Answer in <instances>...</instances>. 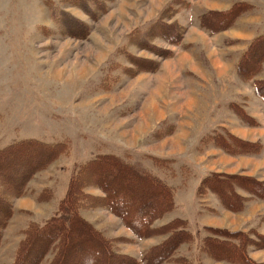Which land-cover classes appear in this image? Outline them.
<instances>
[{
    "label": "rangeland",
    "instance_id": "1",
    "mask_svg": "<svg viewBox=\"0 0 264 264\" xmlns=\"http://www.w3.org/2000/svg\"><path fill=\"white\" fill-rule=\"evenodd\" d=\"M163 28L178 36L176 45L161 38ZM243 54L252 56L241 69L259 75L240 77ZM260 55L264 0H0V264L41 257L37 264H59L63 242L52 248L37 233L54 218L68 219L62 205L71 190L77 221L90 223L116 257L147 264L143 258L170 234L139 238L96 202L107 180L88 165H118L105 158L172 191L173 209L153 228L186 222L194 240L175 258L229 264L199 247L210 228L264 239V201L237 186L264 187V101L255 100L253 86L264 83ZM242 131L245 140L231 133ZM252 145L258 152L245 153ZM208 178L245 198L242 209L212 212L217 196L205 189ZM90 245L83 241L82 253L64 263H92L100 255ZM247 255L264 264V248L251 246Z\"/></svg>",
    "mask_w": 264,
    "mask_h": 264
},
{
    "label": "trees",
    "instance_id": "2",
    "mask_svg": "<svg viewBox=\"0 0 264 264\" xmlns=\"http://www.w3.org/2000/svg\"><path fill=\"white\" fill-rule=\"evenodd\" d=\"M93 1L94 3L98 4H101L102 2V0ZM236 15L237 14H235V18ZM220 27H225V25ZM206 28V30L210 33H215L218 31L217 27H214V25H206ZM159 35L162 39L167 40L172 44L176 45L179 42L177 35H174L173 37H167L168 31L164 30V28L160 29ZM251 56L252 55L249 54V56H246L245 59V54H243L241 58L242 61L238 67L239 75L244 79H251L254 75L260 74L258 70V72L255 70H248L246 74L245 71L241 69V65L243 66L246 60L251 58ZM256 59H258L259 63H264V55H260ZM253 86L257 96L262 101H264V83L262 84L256 81L253 82ZM222 139H224L225 142L228 141L226 137L224 138L221 135H217V139L215 140L222 143ZM238 143V149L243 152L245 144L240 143L239 141ZM222 146L221 148L230 153L229 147H226L225 145ZM256 146L257 145L249 146V148L244 152L250 155L256 154L258 152ZM37 158L38 157H36V160H38ZM105 159H107V161L117 162L118 165L107 164L104 167H99L98 160L93 161L88 165L90 168L88 170L92 172V175H95L94 173L97 174L99 171H101L103 173L102 177L107 180L106 186L98 184L99 189L105 193V197H103L102 201L97 199L96 202H102L101 205L103 207L111 212L117 213L126 223V226L130 228V230L139 238H147L165 233L170 234L164 243L153 247L150 252L147 253V256L143 258L147 264H161L162 262H172L174 260H176L179 264H189V260L185 257H174L177 250L183 243H191L194 240L193 235L186 230V222L181 219L174 220L172 223H169L164 227L156 229L153 228L156 220L160 219L164 214L170 211V209H173L174 201L171 198L172 191L167 189L166 186L163 187L162 185H157V182L151 181L149 178L145 179L144 177L146 176L136 174L135 172L131 171L127 165L120 163V161L116 158ZM101 161L103 160L101 159L100 162ZM124 173H126V175ZM109 176L110 178H108ZM111 180L117 181V183L110 184L109 181ZM207 180L210 179H205L204 182ZM250 183L251 184L246 186L242 185L241 183H237V186L245 192H248L250 195L264 201V187L253 182ZM74 186L75 184H73L71 188ZM12 187L14 191H18L17 185H13ZM164 188H166L168 191H166ZM205 189H209L210 191L214 192V194L220 199L222 205L227 210L238 212L244 206L245 198L239 194L235 193V197L232 194L227 195L229 187H225V183L222 179H220V182H216L215 180L206 182ZM129 192H131V194L128 196L127 193ZM114 195H117L119 198H116L117 196ZM74 200L75 199L71 190L70 194L67 196L62 205V210L67 214L68 219L66 220L65 218L63 221H61L60 218H54L52 223L46 224V226L43 227V230H40V232L37 233L38 239H40V237H45V240L49 243H55L52 248H54L55 245H59L58 241L61 240L63 242L64 247L60 251L59 264H65L64 261L66 257L71 254V252H74L77 255L82 253V248L80 245L83 241H87V239L90 244H93L89 247H93L92 249L98 251L97 253L100 255L99 258H94L90 264H138L134 258L129 256L116 257V255L112 253L113 249L111 248V243L100 233L94 230L90 223L79 219V221H77L74 209L78 207L74 204ZM151 204L153 205L151 206ZM117 208L122 209L124 212H117ZM2 215L6 216L4 211L2 212ZM56 222L60 223L58 227H54ZM76 222L80 224V227H75ZM2 225L3 224L0 223V227H2ZM208 232L209 235L200 241L201 244L199 247L201 250L204 249L211 259L225 261L229 264H255L247 255L248 248L251 246H254L255 248H264V239L259 237V241H254V239L250 237L249 233H244L241 231L229 232L227 230H218L212 228H210ZM153 253L155 255H152V258L150 259L149 257ZM25 255H27V253L25 254L24 251L23 256L21 255L19 260L22 261L26 257ZM38 261L39 259L33 262V264H37Z\"/></svg>",
    "mask_w": 264,
    "mask_h": 264
},
{
    "label": "crops",
    "instance_id": "3",
    "mask_svg": "<svg viewBox=\"0 0 264 264\" xmlns=\"http://www.w3.org/2000/svg\"><path fill=\"white\" fill-rule=\"evenodd\" d=\"M258 97V96H257ZM257 97H255L254 96V98H255V100L257 101V102H260V99H258ZM221 127H222V131L224 130L225 131V133L226 132H230L229 131V129L226 127V126H222L221 125ZM215 132H218V133H221V131L219 132L218 130L217 131H215ZM245 132L246 131H242V133H243V135H240V134H236V133H234V132H231L232 133V135H234V136H236V137H239V138H241V139H243L244 137H247L246 135H245ZM244 140H245V138H244ZM216 207H211V209L210 210H212V212H214V213H218V211L219 210H223V211H226V212H228L227 211V209L222 205V203H221V201H220V199L218 198V197H216ZM251 202H258V201H255V200H252ZM256 208L254 209L255 211L256 210H259V207H257V206H255ZM176 208V207H175ZM258 208V209H257ZM260 210H261V208H260ZM229 214V213H228ZM205 227L206 226H208V225H204ZM213 227V226H212ZM218 229H220V230H227L228 231V228H223V227H217ZM238 231H247V230H245V229H242V228H239V229H236V230H232L231 232H238ZM207 235H204V236H201V240L203 239V238H205ZM254 260H256V259H254Z\"/></svg>",
    "mask_w": 264,
    "mask_h": 264
}]
</instances>
